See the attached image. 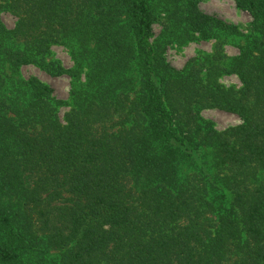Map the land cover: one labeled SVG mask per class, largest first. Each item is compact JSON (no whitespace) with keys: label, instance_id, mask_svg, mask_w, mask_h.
I'll list each match as a JSON object with an SVG mask.
<instances>
[{"label":"trees","instance_id":"1","mask_svg":"<svg viewBox=\"0 0 264 264\" xmlns=\"http://www.w3.org/2000/svg\"><path fill=\"white\" fill-rule=\"evenodd\" d=\"M197 1L0 0V264H264V0H233L245 33ZM195 39L214 52L167 63Z\"/></svg>","mask_w":264,"mask_h":264},{"label":"rangeland","instance_id":"2","mask_svg":"<svg viewBox=\"0 0 264 264\" xmlns=\"http://www.w3.org/2000/svg\"><path fill=\"white\" fill-rule=\"evenodd\" d=\"M197 7L202 13L215 17L231 26H235L244 33L251 22L249 14L236 8L233 0H198ZM157 18V22L153 24L154 37H159L164 30V15H159ZM1 20L7 28H12L15 22V19L6 13L1 14ZM215 45V40L202 39H195L180 46L168 43L165 47L164 57L168 64L176 70L181 71L189 61L212 54ZM221 48L223 54L226 56L231 57L238 53L237 47L231 42L223 43ZM51 58L58 61L65 68L72 66L66 49L61 46H53L51 48ZM21 74L26 78L35 77L51 87L57 99L64 100L68 96L70 85L66 77L52 78L32 66L22 68ZM217 83L224 88L240 87L237 77L233 75H220ZM64 112H66V109H61L60 115L62 116ZM199 116L204 121L211 123L216 131H223L240 124V120L236 116L215 108H202L199 111Z\"/></svg>","mask_w":264,"mask_h":264}]
</instances>
